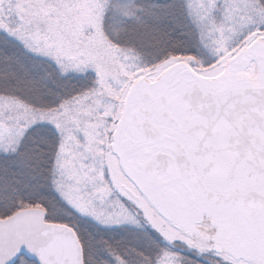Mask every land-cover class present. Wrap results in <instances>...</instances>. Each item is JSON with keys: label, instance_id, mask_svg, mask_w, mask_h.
I'll use <instances>...</instances> for the list:
<instances>
[{"label": "snow or ice", "instance_id": "snow-or-ice-1", "mask_svg": "<svg viewBox=\"0 0 264 264\" xmlns=\"http://www.w3.org/2000/svg\"><path fill=\"white\" fill-rule=\"evenodd\" d=\"M0 264H264V0H0Z\"/></svg>", "mask_w": 264, "mask_h": 264}]
</instances>
